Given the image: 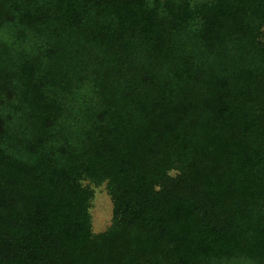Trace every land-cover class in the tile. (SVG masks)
Listing matches in <instances>:
<instances>
[{"label":"trees","instance_id":"trees-1","mask_svg":"<svg viewBox=\"0 0 264 264\" xmlns=\"http://www.w3.org/2000/svg\"><path fill=\"white\" fill-rule=\"evenodd\" d=\"M0 264H264V0H0Z\"/></svg>","mask_w":264,"mask_h":264},{"label":"rangeland","instance_id":"rangeland-1","mask_svg":"<svg viewBox=\"0 0 264 264\" xmlns=\"http://www.w3.org/2000/svg\"><path fill=\"white\" fill-rule=\"evenodd\" d=\"M94 197L89 209L91 217V230L100 234L107 230L112 220V202L107 194L105 185L93 187Z\"/></svg>","mask_w":264,"mask_h":264}]
</instances>
